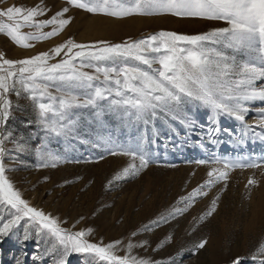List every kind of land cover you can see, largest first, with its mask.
Returning a JSON list of instances; mask_svg holds the SVG:
<instances>
[{
  "label": "rangeland",
  "instance_id": "374dc122",
  "mask_svg": "<svg viewBox=\"0 0 264 264\" xmlns=\"http://www.w3.org/2000/svg\"><path fill=\"white\" fill-rule=\"evenodd\" d=\"M39 3L40 0H0V9L12 4L31 7ZM44 3L51 11L38 19H48L63 7H69L65 18L71 17L70 24L57 36L30 41L34 44L32 48L20 47L0 33V47L7 59H23L48 51L69 37L78 43L97 40L120 43L129 37L141 39L162 30L200 34L226 26L221 21L171 14L118 19L73 8L66 0H44ZM0 22L6 23V18L0 17ZM49 30L50 26L43 29ZM22 31L34 29L24 27ZM9 98L13 103V118L7 127L13 132V140H18L22 147L6 155V175L32 206L60 221H67L61 224L62 227L69 228L79 220L73 230L92 229L88 237L92 242L107 244L121 240L123 244L118 255L127 254L125 245L131 241L137 245L131 254L137 257L167 260L176 256V264H233L239 257L243 264H259V259L252 257L264 244V167L232 170L225 191L220 192L223 182L210 190L204 189L208 195L198 197L183 215L150 232L143 231V226L150 221L167 215L173 208L183 207L180 198L203 185L209 179L207 173L212 167H223V162L212 163L217 158L221 161L246 158L248 162L264 163V140L253 132L245 135L240 122L221 117L220 131L209 137L207 131L215 127L209 119L211 112L198 104L188 105L185 109L194 122L191 127L170 117L147 126L136 122L130 127L132 121L126 118L109 113L96 117L95 110L79 109L75 112L80 121L76 132L55 136L46 134L37 123L35 103L26 94L22 92L17 99L14 93H9ZM17 104L19 108L15 107ZM260 106L264 105H253ZM180 118H184L183 114ZM255 118V114L250 113L246 120L254 123ZM137 144L148 154L150 163L138 175L123 178V169L130 164L139 167V159L110 155L106 148L119 153L129 145ZM6 147L15 149L12 141ZM44 153L59 159L46 158L47 166L37 167L38 155ZM201 159L209 163H195ZM249 178L257 180L258 184L246 187ZM217 193L220 195L216 212L198 223V217L210 207ZM10 211L14 210L0 207V216L9 219ZM80 217L84 219L80 220ZM25 227L31 233L26 241L23 240ZM133 232L138 234L133 237ZM170 234L172 241L157 250V245ZM201 240L207 241L205 247L193 253L190 249ZM143 241H147V245L139 246ZM53 243L46 234L38 237L34 228L22 220L8 236L0 237V264H17V258H21L23 264H53L47 255V249ZM181 251L183 254L179 255ZM36 255L42 259L34 261ZM66 264L104 262L92 255L74 253L68 256Z\"/></svg>",
  "mask_w": 264,
  "mask_h": 264
},
{
  "label": "snow or ice",
  "instance_id": "6c2138e0",
  "mask_svg": "<svg viewBox=\"0 0 264 264\" xmlns=\"http://www.w3.org/2000/svg\"><path fill=\"white\" fill-rule=\"evenodd\" d=\"M66 3L91 14L118 19L171 14L221 21L226 26L200 34L162 30L141 39L129 37L120 43L106 40L78 43L69 37L48 51L23 59H7L0 53V207L14 210L9 212V219L0 216V237L8 236L22 220H26L38 237L43 233L54 241L47 249L53 264H66L68 256L74 253L92 255L104 264H176V256L154 260L132 255V249L137 245L131 241L125 245L127 254L118 255L123 241L92 242L88 239L92 229L73 230L79 220L69 228L62 227L61 224L67 221H60L23 198L6 175V155L22 147L18 140H13V132L7 127L13 118L9 93H14L17 99L22 92L26 94L35 103L37 123L46 134L55 136L76 132L80 121L75 112L79 109L95 110L96 117L114 114L132 122H142L145 126L170 117L191 127L194 122L185 109L188 105L198 104L211 112L209 119L215 127L207 131L209 137L220 131L221 117L240 122L245 135L253 132L264 137V106L253 107L257 103L264 105V0H66ZM49 11L51 9L44 0L31 7L12 4L2 8L0 17L6 18L7 22H0V33L20 47L32 48L34 44L30 41L57 36L70 24L71 17L65 18L69 7H63L48 19H38ZM49 26V31H43ZM24 27L34 31L23 32ZM45 99L47 102H42ZM250 113L255 114L254 123L246 120ZM182 114L183 119L180 118ZM9 141L15 149L6 147ZM106 151L110 155L139 159V167L130 164L123 169V178L138 175L150 163V157L139 144L129 145L119 153L111 148ZM46 158L59 159L51 153L40 154L36 166L46 167ZM221 162L222 168L212 167L208 171L209 179L203 185L180 198L183 207L173 208L167 215L150 221L143 226V231L150 232L183 215L198 197L208 195L204 189L210 190L223 182L220 192L225 191L232 170L264 167V163L248 162L246 158L212 161ZM195 163L204 165L209 161L201 159ZM257 184V180L249 178L246 187ZM219 195L217 193L210 207L198 217V223L216 212ZM30 237L31 233L25 227L23 240ZM171 241L170 234L157 245V250ZM206 243L201 240L190 250L195 253ZM145 245L147 241L139 246ZM41 259L39 255L33 257L34 261ZM252 259H259V264H264V244ZM17 264H23V260L17 258ZM233 264H243L242 258L237 257Z\"/></svg>",
  "mask_w": 264,
  "mask_h": 264
},
{
  "label": "built area",
  "instance_id": "2783aa9c",
  "mask_svg": "<svg viewBox=\"0 0 264 264\" xmlns=\"http://www.w3.org/2000/svg\"><path fill=\"white\" fill-rule=\"evenodd\" d=\"M0 53H3L4 54V57L6 58V55L5 53L3 52L2 48L0 47Z\"/></svg>",
  "mask_w": 264,
  "mask_h": 264
},
{
  "label": "trees",
  "instance_id": "16d2710c",
  "mask_svg": "<svg viewBox=\"0 0 264 264\" xmlns=\"http://www.w3.org/2000/svg\"><path fill=\"white\" fill-rule=\"evenodd\" d=\"M132 125L130 127H134L136 122H131Z\"/></svg>",
  "mask_w": 264,
  "mask_h": 264
},
{
  "label": "bare ground",
  "instance_id": "6f19581e",
  "mask_svg": "<svg viewBox=\"0 0 264 264\" xmlns=\"http://www.w3.org/2000/svg\"><path fill=\"white\" fill-rule=\"evenodd\" d=\"M257 131H259V129H258ZM256 136H257V135H256ZM258 136H259V135H258ZM260 140H264V137H261V136H260Z\"/></svg>",
  "mask_w": 264,
  "mask_h": 264
}]
</instances>
